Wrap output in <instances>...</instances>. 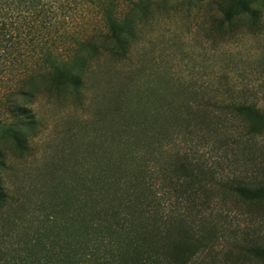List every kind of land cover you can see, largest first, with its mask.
Instances as JSON below:
<instances>
[{
	"label": "trees",
	"instance_id": "1",
	"mask_svg": "<svg viewBox=\"0 0 264 264\" xmlns=\"http://www.w3.org/2000/svg\"><path fill=\"white\" fill-rule=\"evenodd\" d=\"M167 13L207 19L205 29L223 38L243 23L260 31L264 0H0V75L15 62L37 68L8 94L0 92V264L217 261L200 258L218 237L203 212L192 216L190 206L210 201L206 191L220 186L221 175L175 150L179 132L169 130L178 122L190 128L195 119L217 135L223 121H238L242 134L227 129L217 144L250 161L251 144L264 137V104L194 101L193 111L188 100L175 101L177 92L191 94L189 88L170 81L154 88L148 80L139 89V80L135 88L131 74L123 73V86L105 95L115 97L116 106L106 109L102 130L90 132L83 159L60 166L59 176L51 170L42 186L22 188L5 179L10 161L31 156L41 127L37 98L71 94L82 102L95 65L128 60L144 30ZM212 113L214 119H206ZM254 172L228 188L239 201L260 205L264 180ZM168 196L187 203L184 211L167 208ZM239 254L264 264V241L243 244Z\"/></svg>",
	"mask_w": 264,
	"mask_h": 264
},
{
	"label": "rangeland",
	"instance_id": "2",
	"mask_svg": "<svg viewBox=\"0 0 264 264\" xmlns=\"http://www.w3.org/2000/svg\"><path fill=\"white\" fill-rule=\"evenodd\" d=\"M261 21L260 31L252 32L243 23L233 33L218 38L205 29L207 19L196 20L180 13H167L158 18L155 24L144 30L128 60L114 67L104 60L95 65L89 74L82 102H76L71 94H60L58 99L37 98L34 109L41 127L40 133L30 143L31 156L10 161L11 171L5 179L22 188L42 186V180L51 177L53 170L59 176L62 165L83 159L90 132L101 131V119L105 117L106 109L113 110L116 106V99L110 94H116V90L126 82L121 79L123 73L131 74L135 88L138 87L135 82L139 80L136 82L139 89L144 88L148 80L154 88L166 81L178 89L189 88L191 94L184 97L177 92L175 101L188 100L193 111L197 109L194 101L263 105L264 15ZM17 63L1 73V93L8 94L17 88L24 73L36 72L33 63L29 67ZM107 92L110 94L106 97ZM213 116L214 113L206 119H214ZM186 124L175 123L174 129L169 130L170 133L179 132L175 135V150L201 162L222 179V183L216 181L220 186L206 191L210 201L204 206L197 201L193 204V211L190 206L192 216L203 212V220L218 237L214 249L202 253L200 258L217 260L215 264H253L239 254V248L243 244L264 241V204L241 202L228 187L240 176L250 175L253 171L264 180V137L256 138L251 144L250 161H246V155L225 153L217 144L218 139L226 138L227 129L242 134L244 129L238 121H223L217 135L210 133L213 129L201 121L192 119L190 128H186ZM202 133L210 137L203 138ZM34 194L32 191L30 198ZM168 199L169 196L165 198L167 208L171 206L184 211L187 206L185 202L180 204V201L171 199L169 202ZM192 221L197 224L198 217Z\"/></svg>",
	"mask_w": 264,
	"mask_h": 264
}]
</instances>
